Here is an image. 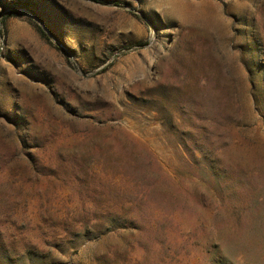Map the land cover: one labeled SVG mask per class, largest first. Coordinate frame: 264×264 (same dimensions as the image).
I'll return each instance as SVG.
<instances>
[{"label":"rangeland","instance_id":"obj_1","mask_svg":"<svg viewBox=\"0 0 264 264\" xmlns=\"http://www.w3.org/2000/svg\"><path fill=\"white\" fill-rule=\"evenodd\" d=\"M0 264H264V0H0Z\"/></svg>","mask_w":264,"mask_h":264},{"label":"trees","instance_id":"obj_2","mask_svg":"<svg viewBox=\"0 0 264 264\" xmlns=\"http://www.w3.org/2000/svg\"><path fill=\"white\" fill-rule=\"evenodd\" d=\"M37 28H38V30H39V32H40V34L46 37V33H45V31H44V30H42V28H41L40 26H39V27H37Z\"/></svg>","mask_w":264,"mask_h":264}]
</instances>
